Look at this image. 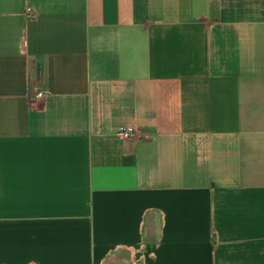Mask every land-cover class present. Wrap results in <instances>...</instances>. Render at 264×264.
<instances>
[{
  "label": "crops",
  "instance_id": "crops-1",
  "mask_svg": "<svg viewBox=\"0 0 264 264\" xmlns=\"http://www.w3.org/2000/svg\"><path fill=\"white\" fill-rule=\"evenodd\" d=\"M0 264H264V0H0Z\"/></svg>",
  "mask_w": 264,
  "mask_h": 264
},
{
  "label": "built area",
  "instance_id": "built-area-1",
  "mask_svg": "<svg viewBox=\"0 0 264 264\" xmlns=\"http://www.w3.org/2000/svg\"><path fill=\"white\" fill-rule=\"evenodd\" d=\"M44 93L42 91H39L35 94V97H43ZM135 128L134 127H131V126H128V127H125L123 129H121L119 131V135L122 136V137H132L133 135H135Z\"/></svg>",
  "mask_w": 264,
  "mask_h": 264
}]
</instances>
